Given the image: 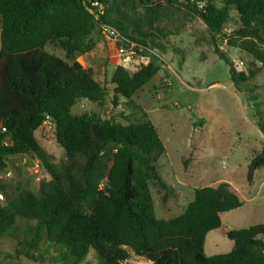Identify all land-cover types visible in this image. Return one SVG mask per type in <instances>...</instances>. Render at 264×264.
Listing matches in <instances>:
<instances>
[{"label":"trees","instance_id":"16d2710c","mask_svg":"<svg viewBox=\"0 0 264 264\" xmlns=\"http://www.w3.org/2000/svg\"><path fill=\"white\" fill-rule=\"evenodd\" d=\"M91 1L104 6L99 21L83 0H0V173L10 157L23 155L37 158L51 178L39 195L23 190L0 202V241L12 240L16 257L41 264L47 262L39 252L43 243L57 252L60 264H81L90 250L98 264H127L129 253L145 264H264L262 224L228 230L233 248L227 254L204 252L208 234L222 229V215L243 206L228 183L196 189L194 200L177 218H156L149 183L168 189L157 168L165 146L147 115L124 125L72 113L80 100L100 107L106 102L107 92L94 69L76 60L94 49L91 36L98 24L161 54L165 49L155 42L156 25L165 9L173 8L200 20L213 43L219 34L227 47L252 59L251 67L264 68V0H201L202 9L190 0H167L165 5L153 0ZM55 44L65 59L46 51ZM215 52L228 66L235 87L259 73L237 71L226 53L217 47ZM148 56L153 59L148 65L117 66L108 73L114 107L120 98L135 106L132 97L159 73V56ZM48 120L67 155L60 169L35 139ZM260 131L264 137L263 126ZM252 166L264 168V147Z\"/></svg>","mask_w":264,"mask_h":264},{"label":"rangeland","instance_id":"374dc122","mask_svg":"<svg viewBox=\"0 0 264 264\" xmlns=\"http://www.w3.org/2000/svg\"><path fill=\"white\" fill-rule=\"evenodd\" d=\"M153 1L167 3V0ZM164 15L155 33V42L165 49L161 54L155 51L161 70L132 97L135 106H128L123 98L119 99L117 108L112 104L114 86L108 74L112 70H108L107 65L113 61L116 64L111 62L112 65L117 67V61L110 59L115 54V45L98 26L91 37L94 56L90 51L76 58L94 67L95 79L107 92L106 102L100 107L80 100L72 113L98 115L124 125L141 119L144 114L148 116L165 146L157 168L168 189L165 191L154 182L149 183L157 219L170 220L182 215L194 200L196 189L228 183L244 204L222 215V229L209 233L204 246L207 256L227 254L233 248V242L225 235L228 230L264 225V168L253 170L252 166L253 158L264 147L260 131V126L264 127V68L259 64L251 67L252 59L240 49L227 47L226 42L220 41L219 34L213 43L206 26L197 18L173 8H166ZM231 16L236 21L234 12ZM234 27L235 22L228 32ZM216 47L230 57L237 71L248 73L251 68L259 69V73L235 87L228 66L215 52ZM46 51L65 59L59 44L47 46ZM140 64L136 62L129 68ZM35 139L60 169L67 155L56 141L51 120L36 131ZM50 179L45 167L32 156L10 157L7 169L0 173L5 200L23 190L39 195L42 184ZM39 252L45 256V264H60L57 252L47 243L41 245ZM94 253L90 250L81 264H98ZM128 259L145 264L141 259L135 261L130 253ZM0 264L41 263L16 257L15 242L4 239L0 241Z\"/></svg>","mask_w":264,"mask_h":264},{"label":"built area","instance_id":"2783aa9c","mask_svg":"<svg viewBox=\"0 0 264 264\" xmlns=\"http://www.w3.org/2000/svg\"><path fill=\"white\" fill-rule=\"evenodd\" d=\"M83 1L87 11L95 17L96 21H99L101 14L104 11V6L97 1H91V0H83ZM190 2L196 4L201 9L204 6L201 0H190ZM98 26L101 28L104 35H106L107 38L112 42V44L115 45L114 56L117 59H119V64H120L119 66H122L127 69L132 64L139 61L144 65H148L151 62L148 54H153L158 56L155 53V51L146 49L145 47L137 44L134 41L123 38L111 26H108L103 23L98 24ZM240 64L243 65L242 62ZM4 200L5 199L3 194L0 193V202H3Z\"/></svg>","mask_w":264,"mask_h":264},{"label":"crops","instance_id":"0c3cea01","mask_svg":"<svg viewBox=\"0 0 264 264\" xmlns=\"http://www.w3.org/2000/svg\"><path fill=\"white\" fill-rule=\"evenodd\" d=\"M92 37V36H91ZM98 49V48H97ZM114 50H115V48H114ZM97 51H100L99 49L97 50ZM94 54H95V51L94 50H92V55L94 56ZM110 59H113V60H116L117 61V66H119L120 64H119V59H117L115 56H114V53H113V55H112V57L110 58ZM76 60L78 61V62H80L85 68H92V69H94V67L92 66V65H90V66H87L85 63H84V61L81 59V60H78L77 58H76ZM90 61H92V58L90 59ZM111 62H113V61H111ZM111 62H109V64L107 65L108 67H107V69L109 70V69H111V70H114V69H116V65H112V63ZM92 63V62H91ZM113 64H116L115 62H113ZM261 135H262V133H261ZM262 137H263V135H262ZM230 189L233 191V189L231 188V186H230ZM235 192V191H234ZM236 193V192H235ZM239 196V195H238ZM244 204V203H243ZM237 210V209H236ZM235 210H233V211H230V213L231 212H234Z\"/></svg>","mask_w":264,"mask_h":264},{"label":"water","instance_id":"95a60500","mask_svg":"<svg viewBox=\"0 0 264 264\" xmlns=\"http://www.w3.org/2000/svg\"><path fill=\"white\" fill-rule=\"evenodd\" d=\"M2 132H5V130H2ZM255 169V167L253 166V170ZM127 264H137V263H134V262H128Z\"/></svg>","mask_w":264,"mask_h":264}]
</instances>
